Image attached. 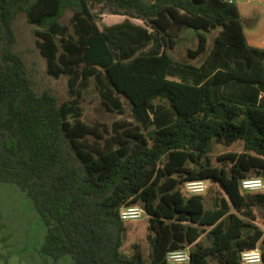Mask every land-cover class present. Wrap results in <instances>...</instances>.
<instances>
[{
    "label": "trees",
    "instance_id": "16d2710c",
    "mask_svg": "<svg viewBox=\"0 0 264 264\" xmlns=\"http://www.w3.org/2000/svg\"><path fill=\"white\" fill-rule=\"evenodd\" d=\"M106 4L127 18L99 26L92 7ZM20 13L46 74L66 77V101L36 91L15 50ZM185 29L197 33L190 59L207 51L213 30L215 54L244 52L224 84L174 61L170 51ZM157 39L162 51L147 50ZM92 81L106 111L122 114L125 101L134 120L85 122L82 95ZM237 83L264 87V49L248 45L228 0H0V183L16 184L32 202L46 227L42 253L74 264H146L138 245L130 257L121 253L119 211L138 204L148 218L147 264H168L169 251L186 247L188 264H244L242 253L255 248L264 264L254 212L264 208V191L240 186L264 179V97L254 104L222 95L223 85ZM161 102L170 115L157 123ZM238 142L243 151L217 157L229 166L213 164L215 145ZM195 179L216 182L223 196L207 208L205 194L183 192Z\"/></svg>",
    "mask_w": 264,
    "mask_h": 264
},
{
    "label": "rangeland",
    "instance_id": "374dc122",
    "mask_svg": "<svg viewBox=\"0 0 264 264\" xmlns=\"http://www.w3.org/2000/svg\"><path fill=\"white\" fill-rule=\"evenodd\" d=\"M145 1L149 2L151 0ZM111 6V4H106L104 7H92V13L99 26L107 22L110 17L108 7ZM258 17L257 12V15L252 16L248 21L253 22ZM13 25L17 39L15 50L21 55L31 73L36 91L50 92L57 97L59 103L66 101L68 99L67 79L66 77L54 79L46 74L45 60L38 52L35 43L36 39L32 33L33 27L27 23L24 13L17 15ZM188 30L193 35L192 37L195 38L194 34H197L196 31L192 29ZM196 41V39L193 40L192 38L191 40H181L174 53L175 59L178 63H188L190 66L205 69L207 59L213 51L214 43L212 45L208 41L207 51L195 59H190L187 57L185 51L194 49ZM235 50L242 52L238 49ZM82 96V118L89 124L100 121L111 125L113 121L119 119L134 120L129 104L125 101L124 112L122 114L106 111L99 101L93 81L89 88L83 91ZM161 103L165 107L167 106L165 102ZM229 151L238 153L243 151L242 143L238 142L229 147L215 145L211 155L213 164L219 167L229 166L227 162L222 163L217 161L218 156ZM221 196H223L221 187L214 181H208V188L205 193L206 207L210 208L213 199H219ZM254 212L257 216L258 226L264 229V208L255 207ZM124 224L126 230L121 253L125 257H130L133 253V245H138L147 264L149 253L147 216L143 215L136 221L125 222ZM45 236L46 227L26 194L16 184L0 183V264H69V260H71L69 256L55 260L42 253L41 247Z\"/></svg>",
    "mask_w": 264,
    "mask_h": 264
},
{
    "label": "crops",
    "instance_id": "0c3cea01",
    "mask_svg": "<svg viewBox=\"0 0 264 264\" xmlns=\"http://www.w3.org/2000/svg\"><path fill=\"white\" fill-rule=\"evenodd\" d=\"M233 3L237 6L243 25V32L246 38L248 45L256 47L259 49H264V0H232ZM258 15L255 21L249 22L252 16ZM107 22H104L103 25H112L124 21L127 17L122 15H109ZM120 19V20H118ZM133 23L138 25H143L144 23L138 19H130ZM218 30H213L206 34L207 44L208 41L213 45V39ZM193 38L191 32L188 29L182 30L179 37L177 38L176 45L173 50L170 51L174 61L175 51L177 49L178 43L183 40H197V34H194ZM197 45V41H196ZM208 47V46H207ZM157 50L159 53L162 51L160 47L159 40L157 39L156 43H151L148 45L147 50ZM186 52V51H185ZM235 59H245L244 52H237V50L232 48H226L223 55H217L214 51L211 52L210 56L207 59L205 64V71L208 73L209 77H219L220 83L224 84L227 81L226 72L228 67L233 63ZM188 64V63H187ZM195 67V66H194ZM221 93L226 98H235L238 102L254 103L258 104L261 97H264V87H258L255 85H244V84H233L230 86H225L221 88ZM155 107L154 116L156 117V122L161 123L162 118L165 115H170L168 107L164 106L163 103ZM152 116L150 115V118ZM169 119V117H168ZM170 120V119H169ZM63 256L61 258H64ZM59 258V259H61ZM55 259V260H59ZM69 264H74L72 260H69Z\"/></svg>",
    "mask_w": 264,
    "mask_h": 264
},
{
    "label": "built area",
    "instance_id": "2783aa9c",
    "mask_svg": "<svg viewBox=\"0 0 264 264\" xmlns=\"http://www.w3.org/2000/svg\"><path fill=\"white\" fill-rule=\"evenodd\" d=\"M228 1L230 3L233 2L232 0ZM240 186L245 192H262L264 191V179L260 177L243 179ZM207 188L208 180L195 179L184 183L183 192L188 196L202 195L206 193ZM143 215H145L144 209L138 204L122 207L119 211V219L124 223L136 221ZM165 259L168 264H188L190 261V248L186 247L169 251ZM241 259L244 264H258L261 260V254L255 248L242 253Z\"/></svg>",
    "mask_w": 264,
    "mask_h": 264
}]
</instances>
